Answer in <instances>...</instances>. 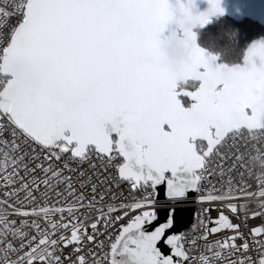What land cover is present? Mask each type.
Segmentation results:
<instances>
[{
    "label": "snow or ice",
    "instance_id": "obj_1",
    "mask_svg": "<svg viewBox=\"0 0 264 264\" xmlns=\"http://www.w3.org/2000/svg\"><path fill=\"white\" fill-rule=\"evenodd\" d=\"M177 4L192 59L169 70L152 55L168 0H0V264H264V175L253 190L241 150L264 140V42L213 67L191 29L220 0ZM159 185L195 194L190 230L169 234L171 211L147 230Z\"/></svg>",
    "mask_w": 264,
    "mask_h": 264
},
{
    "label": "water",
    "instance_id": "obj_2",
    "mask_svg": "<svg viewBox=\"0 0 264 264\" xmlns=\"http://www.w3.org/2000/svg\"><path fill=\"white\" fill-rule=\"evenodd\" d=\"M170 6L174 10V17L179 16L178 4L177 0H168ZM181 4L187 2V0H179ZM220 8L222 9L223 14H215L209 16V22L204 26L196 25L191 30L193 33L197 35L198 32L204 31L207 27L211 26L212 21H218L220 19L228 18L234 22H241L243 20H249L253 23L258 24L259 26L264 28V0H220ZM209 4L208 0H193V7L190 9L193 15H199L202 13L208 12ZM197 45L198 44V36H197ZM264 42V37L260 38L254 42H252L248 48L246 49L244 55L248 51L249 47L254 43ZM201 47V46H199ZM202 48V47H201ZM204 49V48H202ZM205 50V55H214L210 51ZM243 55V57H244ZM243 61V58H242ZM219 63V58L213 63V67H215ZM254 63L257 67L260 66V60L257 58L254 60ZM228 66L226 64H222ZM237 65V64H236ZM233 66V65H231ZM230 67V66H229ZM190 100V99H189ZM190 106V105H189ZM119 127H123V125H119ZM106 134L110 136L112 139H117V133L112 131V124L106 123L104 126ZM166 186L159 185L157 187V200L164 201L166 204H173L168 202V198L165 195ZM195 194L189 193L187 202L175 203L174 207L171 208H163L157 211V221H154L152 225L147 226L148 231L154 230L159 223L166 222L167 213L169 211L172 212L174 224L176 227L172 229L169 234L173 232H181L186 229L196 218L195 209L188 205L194 201ZM166 238V237H165ZM162 252H167V246L161 241L158 245ZM121 250L118 249V253ZM116 264H131V261L127 254H117L115 256Z\"/></svg>",
    "mask_w": 264,
    "mask_h": 264
},
{
    "label": "trees",
    "instance_id": "obj_3",
    "mask_svg": "<svg viewBox=\"0 0 264 264\" xmlns=\"http://www.w3.org/2000/svg\"><path fill=\"white\" fill-rule=\"evenodd\" d=\"M198 44L212 54L221 52L219 62L228 66L241 64L248 46L264 37V28L249 20L234 22L228 18L212 21L197 33Z\"/></svg>",
    "mask_w": 264,
    "mask_h": 264
},
{
    "label": "clouds",
    "instance_id": "obj_4",
    "mask_svg": "<svg viewBox=\"0 0 264 264\" xmlns=\"http://www.w3.org/2000/svg\"><path fill=\"white\" fill-rule=\"evenodd\" d=\"M179 19V17H173L154 37L152 55L161 68L175 70L191 63L193 42L184 34L187 24L181 27ZM196 41L197 35L195 34V45L199 47ZM199 48L205 53L204 49ZM221 55V52H216L209 56L219 58ZM185 86L186 81L177 78L176 88L183 89ZM249 161L253 166L264 168V154L253 155L249 157Z\"/></svg>",
    "mask_w": 264,
    "mask_h": 264
},
{
    "label": "built area",
    "instance_id": "obj_5",
    "mask_svg": "<svg viewBox=\"0 0 264 264\" xmlns=\"http://www.w3.org/2000/svg\"><path fill=\"white\" fill-rule=\"evenodd\" d=\"M257 149H259V154H264V140H251V139H249L247 141L246 145L244 144V142H241V150L244 152L245 164L248 165V167L251 169V171L253 173V176L249 177L248 171H245V177H246V179H248L249 183L252 184L253 190H255L256 187H257V181H256L255 177L259 176V175H264V168H261L259 166H253L252 164H250V161H249V157H251L253 155H257V151H256ZM122 190L125 192L126 195L129 192V189H128V187L126 185L122 186ZM188 205L192 206L195 209V213H196V217H197L199 209H200V204L194 198V201L192 203L188 204ZM171 207H174V205L173 204H166V206L157 207L155 209V211L157 212L160 209L171 208ZM134 214L135 213H130V215H134ZM225 214L229 215L230 219H232L233 222H238V221L235 220L234 217L231 216L230 213L226 212ZM211 216L213 218L218 217V212L217 211H212L211 212ZM53 219H57V217H53ZM127 219L128 218L126 217L124 222H126ZM196 222H197V220L195 218L193 220V222L186 229H184L182 231L190 230L192 225L195 224ZM261 223H262V221H261L260 218H249V220H248L249 228L252 227V226H259ZM249 228H242V231L245 233V235H248ZM110 231H116V229H110ZM102 239H106V238L102 237ZM90 258L91 257H89V259Z\"/></svg>",
    "mask_w": 264,
    "mask_h": 264
},
{
    "label": "flooded vegetation",
    "instance_id": "obj_6",
    "mask_svg": "<svg viewBox=\"0 0 264 264\" xmlns=\"http://www.w3.org/2000/svg\"><path fill=\"white\" fill-rule=\"evenodd\" d=\"M218 64H223V63H218ZM181 100H182V105L185 107V108H187V107H189V105H190V103H191V101L189 100V98H187V97H181Z\"/></svg>",
    "mask_w": 264,
    "mask_h": 264
}]
</instances>
